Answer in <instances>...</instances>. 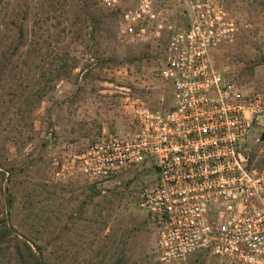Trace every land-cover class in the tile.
Returning <instances> with one entry per match:
<instances>
[{"label": "rangeland", "instance_id": "obj_1", "mask_svg": "<svg viewBox=\"0 0 264 264\" xmlns=\"http://www.w3.org/2000/svg\"><path fill=\"white\" fill-rule=\"evenodd\" d=\"M23 1L27 16H14L11 8ZM62 3L6 0L0 9V61L11 58L0 67L1 216L7 213L14 233L43 246L57 264H113L121 254L124 264H215L210 253L171 263L159 260V224L138 201L139 190L155 181L149 167L140 165L98 183L81 167V155L93 141L134 130L136 99L150 108L170 105L169 85L156 71L171 31L132 40L121 31L119 14L110 22L111 37L96 35L95 45L90 27L71 25L70 0ZM224 3L239 33L218 59L243 92H260L264 100V0ZM166 15L174 29L182 27L177 0ZM12 20L27 37L18 49ZM109 58L113 61L98 66ZM262 133L264 117L243 150L264 169Z\"/></svg>", "mask_w": 264, "mask_h": 264}, {"label": "built area", "instance_id": "obj_2", "mask_svg": "<svg viewBox=\"0 0 264 264\" xmlns=\"http://www.w3.org/2000/svg\"><path fill=\"white\" fill-rule=\"evenodd\" d=\"M177 1L179 29L166 15L174 0H101L121 7L120 28L132 40L171 31L156 71L171 102L151 109L136 99L134 130L93 141L81 167L95 183L140 165L151 169L155 181L138 201L159 224L161 262L210 253L215 264H264V169L243 150L264 117V100L243 92L218 59L239 33L224 0Z\"/></svg>", "mask_w": 264, "mask_h": 264}, {"label": "trees", "instance_id": "obj_3", "mask_svg": "<svg viewBox=\"0 0 264 264\" xmlns=\"http://www.w3.org/2000/svg\"><path fill=\"white\" fill-rule=\"evenodd\" d=\"M67 3L68 0H63ZM101 0H70V5L73 10L72 26L81 23L83 28H91L89 33L90 39L94 41L96 35L103 38V34L106 37H111V20L121 13V7L105 10L100 5ZM25 1L21 4L16 3L12 8L14 16H19L20 12H24V18L28 13V5L26 9H23ZM62 3V5L64 4ZM10 24L17 28V39L14 46L15 49L26 45V34L22 25H17L15 21H11ZM82 30V28L80 29ZM95 45L99 44V41H94ZM113 61V59H102L98 66L104 67L107 63ZM0 67H7L11 63V58H3L0 61ZM156 109V108H151ZM249 162L251 159L249 157ZM11 174V171L9 172ZM5 172L0 171V175H4ZM7 204L11 207L13 199L11 195H7ZM9 216L7 213H0V264H57L49 255L45 253V248L37 243H33L30 239H26L21 235L14 233V228L10 224ZM204 253L196 254L193 256H200ZM124 255L115 257L113 264H124L126 260Z\"/></svg>", "mask_w": 264, "mask_h": 264}, {"label": "water", "instance_id": "obj_4", "mask_svg": "<svg viewBox=\"0 0 264 264\" xmlns=\"http://www.w3.org/2000/svg\"><path fill=\"white\" fill-rule=\"evenodd\" d=\"M262 139H264V133H262Z\"/></svg>", "mask_w": 264, "mask_h": 264}]
</instances>
